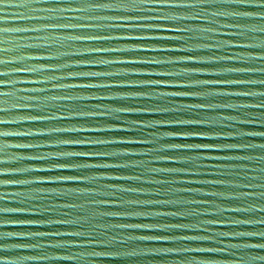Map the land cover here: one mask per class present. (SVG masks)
Returning a JSON list of instances; mask_svg holds the SVG:
<instances>
[{"label":"water","instance_id":"95a60500","mask_svg":"<svg viewBox=\"0 0 264 264\" xmlns=\"http://www.w3.org/2000/svg\"><path fill=\"white\" fill-rule=\"evenodd\" d=\"M0 264H264V0H0Z\"/></svg>","mask_w":264,"mask_h":264}]
</instances>
